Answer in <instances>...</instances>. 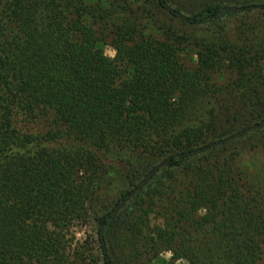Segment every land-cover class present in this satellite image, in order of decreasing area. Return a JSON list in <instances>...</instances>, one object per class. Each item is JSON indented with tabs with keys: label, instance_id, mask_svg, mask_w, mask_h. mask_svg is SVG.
<instances>
[{
	"label": "trees",
	"instance_id": "trees-1",
	"mask_svg": "<svg viewBox=\"0 0 264 264\" xmlns=\"http://www.w3.org/2000/svg\"><path fill=\"white\" fill-rule=\"evenodd\" d=\"M221 8L209 4L187 17L165 0L144 6L141 14L169 20L160 39L145 32L127 0H0V264H66L73 229L89 219L103 176L114 171L132 188L118 204L153 169L143 164L151 157L164 164L165 179L184 175L161 203L164 221L188 243L157 236L164 250L191 264H264V184L240 183L234 158L220 156L249 134L212 146L240 121L212 99L221 90L212 75L222 69L223 46L198 42L189 68L180 60L185 38L171 32L173 20L217 25L230 14ZM103 45L112 58L102 56ZM226 47L236 66L224 71L244 85L262 56L245 43ZM24 123L43 126L33 132ZM225 123L231 130L217 132ZM241 167L247 178L254 172L249 159ZM111 216L97 219L104 264H115L103 242ZM199 231L206 238L191 245Z\"/></svg>",
	"mask_w": 264,
	"mask_h": 264
},
{
	"label": "rangeland",
	"instance_id": "rangeland-1",
	"mask_svg": "<svg viewBox=\"0 0 264 264\" xmlns=\"http://www.w3.org/2000/svg\"><path fill=\"white\" fill-rule=\"evenodd\" d=\"M87 2L97 3L99 0H86ZM102 3L108 0H101ZM131 7L135 10V15L139 17V24L142 25L145 32L157 38H163V31L169 26V20L160 19L156 21L154 17L141 14L144 6L156 3V0H127ZM169 8L179 9L182 15L190 17L193 15V10L204 8L213 3L223 6L247 7L264 5V0H165ZM110 2V0H109ZM264 9V8H263ZM148 16V17H147ZM149 18V19H148ZM171 30L175 38L179 40L185 38L184 44L187 45L185 50L180 55L181 62L185 63L189 68H193L196 64V48L198 42L207 45H222L221 48V65L220 71L212 75V81L215 82L217 88L221 90L212 96L216 98L214 103L222 105L224 111L229 110L232 114H236L239 122L234 125L235 134L248 125L252 126L260 123L264 119V10L261 8H251L247 11L230 13L223 17L217 25H198L187 26L179 21H175ZM165 25H167L165 27ZM249 26V27H248ZM251 28L249 31L248 29ZM167 29V28H166ZM247 30V31H246ZM242 31H245L242 33ZM222 40L225 44H222ZM221 43V44H220ZM246 44L253 52H258L262 58L258 61L256 68L253 66L246 76L244 85L236 86L235 79L231 78L224 70L233 65L236 66L234 52H231L230 47L226 44ZM184 45V46H185ZM102 56L112 58L114 51L110 45H103ZM218 99V100H217ZM137 100V95L132 93L127 107L132 108ZM216 101V102H215ZM17 120H22L21 116ZM24 123L25 126H30L34 132L38 127H34ZM223 129L231 130L228 123L219 129L216 125V131L221 133ZM245 129V128H244ZM225 130V131H226ZM243 130V129H242ZM245 136L239 143L227 146L220 153L223 159L232 162L236 167H239L240 183L248 181L254 189L256 182L264 184V175L261 170H264V127L261 132L254 134L251 132ZM234 135V134H233ZM240 138V137H239ZM238 139V138H237ZM223 145V144H222ZM219 146V145H218ZM216 155H213L215 157ZM232 156V157H231ZM249 159L254 165V172H249V177L246 176V170L241 167L243 160ZM161 162V161H160ZM154 157L146 158L143 164L159 165ZM161 169V168H160ZM156 173L159 175L152 183L151 188L147 189L146 185L150 178L139 190H143L142 194L130 202V197L122 204L123 207L117 209L114 214L113 227L109 234L103 236V242L111 260L115 264H191L185 259H175L171 251L164 250L160 246V240L157 236H166L172 241L179 240L187 244V239H180L178 232L164 221L163 209L161 202H169L170 197H173L172 190L179 189L178 183L183 182L184 175L182 170H177L173 173V177L165 179L166 173L162 170ZM164 173V174H162ZM108 174V173H107ZM106 175V174H105ZM169 176L166 174V177ZM176 180V181H175ZM143 180L140 181V183ZM139 183V184H140ZM138 184V185H139ZM165 189L162 190V187ZM132 188L123 177L114 171L106 176L100 182L97 195L93 197L89 203L90 217L84 223H80L74 228L73 241V256H70L66 264H104V257L101 254L99 243V222L98 218L106 213L113 211L117 200L130 191ZM134 190V189H133ZM137 190V191H139ZM136 191V192H137ZM135 192V193H136ZM159 192V194H157ZM134 193V194H135ZM134 196V195H133ZM161 197V198H160ZM162 198L163 201H160ZM126 202V203H125ZM167 216V214H166ZM190 241L192 244H199L201 240L206 238L205 231L197 232ZM199 238V239H196ZM177 241V242H179Z\"/></svg>",
	"mask_w": 264,
	"mask_h": 264
},
{
	"label": "water",
	"instance_id": "water-1",
	"mask_svg": "<svg viewBox=\"0 0 264 264\" xmlns=\"http://www.w3.org/2000/svg\"><path fill=\"white\" fill-rule=\"evenodd\" d=\"M261 7L264 8V5H262ZM251 8H255V6H247V7H235V6H223L221 8V11L222 13L226 12V13H237V12H242V11H247V10H250ZM264 127V119L258 123V124H255V125H252V126H249L239 132H237L236 134L232 135V136H229L228 138H225V139H222V140H219L217 142H214L212 144V146H218V145H222V144H225V143H228L234 139H237L239 137H241L243 134L245 133H248V132H251V131H256V130H261L262 128ZM164 164H160L156 167H154L150 172L149 174L147 175V177L136 187L134 188V190L129 194L127 195L123 200L120 201V203H118L114 210L112 211V216L110 218V220L108 221V224H110L113 220V217H114V214L115 212L117 211V209L119 208V206L124 202L126 201L127 199H129L131 196L134 195V193L139 190L161 167H163ZM104 229V227L102 228V230ZM101 230V232H102Z\"/></svg>",
	"mask_w": 264,
	"mask_h": 264
}]
</instances>
